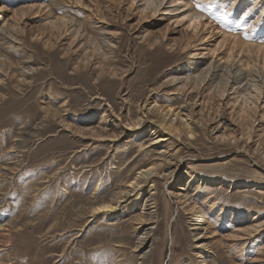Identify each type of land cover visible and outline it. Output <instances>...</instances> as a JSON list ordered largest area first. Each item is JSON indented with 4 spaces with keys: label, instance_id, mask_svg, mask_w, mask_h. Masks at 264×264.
<instances>
[{
    "label": "rangeland",
    "instance_id": "obj_1",
    "mask_svg": "<svg viewBox=\"0 0 264 264\" xmlns=\"http://www.w3.org/2000/svg\"><path fill=\"white\" fill-rule=\"evenodd\" d=\"M151 1L0 0V264H264V0Z\"/></svg>",
    "mask_w": 264,
    "mask_h": 264
},
{
    "label": "bare ground",
    "instance_id": "obj_2",
    "mask_svg": "<svg viewBox=\"0 0 264 264\" xmlns=\"http://www.w3.org/2000/svg\"><path fill=\"white\" fill-rule=\"evenodd\" d=\"M176 0H170V1H168V2H175ZM178 1V0H177ZM164 0H152L150 3H149V5L150 6H152L153 8H154V10L155 11H157L158 10V8H160L161 6H164ZM167 3V2H166ZM165 3V4H166ZM180 3H182L181 5H186V3H185V1H181ZM146 5V4H145ZM148 5V6H149ZM171 6V5H170ZM170 6H168V7H166V8H164V9H166V10H168V11H174V10H177L178 9V7H173V8H171ZM188 13V12H187ZM207 13L208 12H206V11H203V12H201V11H197V12H192V13H190L188 16L190 17V21H192V22H197V21H200V19H201V17L202 16H205V15H207ZM261 15V14H260ZM260 15H258L257 16V18H259L260 17ZM208 16V15H207ZM208 17H211L210 15L208 16ZM64 17H62L61 19H59V18H57L56 20L57 21H59L63 26H64V28H65V25L66 24H68L69 22H71L69 19H63ZM59 19V20H58ZM258 20V19H257ZM257 20L256 21H253L252 23H251V25H255V24H257ZM52 23L53 24H56V21H52ZM198 23V22H197ZM196 24V23H195ZM76 28L74 27V30H73V32H74V36H75V38L79 35L78 34V32L76 31ZM0 34H4L6 37H13V34H11V32L9 31V30H7V29H5V28H0ZM98 35H100V41H101V43H103V44H105L106 46H108V39H107V37L106 36H104L105 35V33L104 32H98L97 33ZM79 37V36H78ZM92 38V37H91ZM95 41V40H94ZM96 48V47H95ZM195 54V53H194ZM229 57H230V55H229ZM228 65H220V64H216L215 62L214 63H212L211 61L208 63V65L207 66H205L204 68H202V70H201V72H199V76H197V77H195L194 76V78L195 79H198V78H201L202 80H205V78L206 77H209L208 75L210 74V75H213V76H217L216 74H217V71L219 72V70L220 71H222L223 73H226L227 74V77H231V75H232V78H235L236 80V82H240V81H245V84H243V85H245V86H247V88L249 87V86H256V82L257 81H255V79L253 78V75L252 74H247V76H243L244 74L243 73H241V69L239 70L238 69V71H236L235 70V68H232V67H230L231 65H229L228 67H227ZM233 66H235V65H233ZM232 68V69H231ZM235 71V72H234ZM242 72H244V71H242ZM251 72V71H250ZM264 77V76H263ZM228 81V78L226 79V81L225 82H227ZM233 81H234V79H233ZM234 81V82H235ZM242 88H243V86H242ZM176 115L178 116V117H180V119H182V117H185V118H187L188 116H190L189 115V113H188V111H187V108L185 107V105H182V106H180V107H178V110H177V112H176ZM190 118V117H189ZM150 172V171H149ZM151 173V172H150ZM149 173V174H150ZM141 177L142 178H146V180H147V178H148V176H147V174H148V172H147V169H145V170H142V172H141ZM148 174V175H149ZM144 181V180H143ZM139 182V181H138ZM140 182H142V181H140Z\"/></svg>",
    "mask_w": 264,
    "mask_h": 264
}]
</instances>
